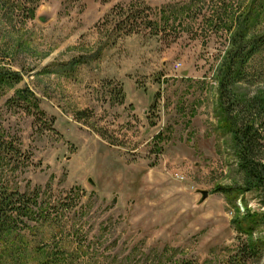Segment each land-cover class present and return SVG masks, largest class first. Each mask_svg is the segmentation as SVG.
<instances>
[{
    "label": "rangeland",
    "instance_id": "rangeland-1",
    "mask_svg": "<svg viewBox=\"0 0 264 264\" xmlns=\"http://www.w3.org/2000/svg\"><path fill=\"white\" fill-rule=\"evenodd\" d=\"M243 18L264 38V0H0V190L35 203L4 264H264L219 89ZM243 73L264 93V44Z\"/></svg>",
    "mask_w": 264,
    "mask_h": 264
},
{
    "label": "trees",
    "instance_id": "trees-1",
    "mask_svg": "<svg viewBox=\"0 0 264 264\" xmlns=\"http://www.w3.org/2000/svg\"><path fill=\"white\" fill-rule=\"evenodd\" d=\"M131 8L128 9V13L121 10V14L125 15L123 19L126 18V23L131 22L132 25V22L142 18V14L138 8ZM30 11L32 12V10ZM247 20L243 18L241 24H238L240 31L235 33L230 41L231 48L226 53V59L222 63L219 79L220 100L223 106L226 105L224 106L226 112L224 120L226 127L233 135L237 166L244 174L245 185L247 189L253 187L262 190L264 193V147L262 146L264 139V93L239 98L231 89L234 84L245 77L243 73L245 64L264 44L263 37L257 40L245 39L244 25ZM135 29L137 31L129 28L124 34L140 32L138 27ZM15 78V74L4 73L0 75V83L4 79L15 80ZM34 204L32 197H27L20 192L0 190V264H4L2 257L7 251L6 249H9L13 255L12 244L7 247V236L17 230L19 216L29 217L34 213ZM59 255L58 253L50 254L39 264H58L63 258Z\"/></svg>",
    "mask_w": 264,
    "mask_h": 264
},
{
    "label": "water",
    "instance_id": "water-1",
    "mask_svg": "<svg viewBox=\"0 0 264 264\" xmlns=\"http://www.w3.org/2000/svg\"><path fill=\"white\" fill-rule=\"evenodd\" d=\"M186 74V70L182 71V75ZM207 196V192L205 190H203L201 192V198L202 200L205 199V197Z\"/></svg>",
    "mask_w": 264,
    "mask_h": 264
}]
</instances>
